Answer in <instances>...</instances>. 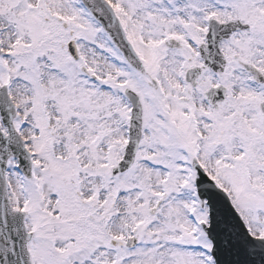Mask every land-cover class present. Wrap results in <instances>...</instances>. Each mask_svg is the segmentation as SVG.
I'll return each instance as SVG.
<instances>
[{"label": "snow or ice", "instance_id": "snow-or-ice-1", "mask_svg": "<svg viewBox=\"0 0 264 264\" xmlns=\"http://www.w3.org/2000/svg\"><path fill=\"white\" fill-rule=\"evenodd\" d=\"M0 264H264V0H0Z\"/></svg>", "mask_w": 264, "mask_h": 264}]
</instances>
